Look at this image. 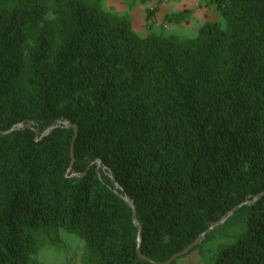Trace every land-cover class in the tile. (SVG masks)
I'll list each match as a JSON object with an SVG mask.
<instances>
[{
	"label": "trees",
	"instance_id": "16d2710c",
	"mask_svg": "<svg viewBox=\"0 0 264 264\" xmlns=\"http://www.w3.org/2000/svg\"><path fill=\"white\" fill-rule=\"evenodd\" d=\"M204 2L222 22L176 37L93 0H0V130L33 121L0 133V264H33L59 228L82 237L81 264H154L108 173L151 259L247 200L210 264H264V0ZM61 119L73 160L71 127L41 135Z\"/></svg>",
	"mask_w": 264,
	"mask_h": 264
},
{
	"label": "rangeland",
	"instance_id": "374dc122",
	"mask_svg": "<svg viewBox=\"0 0 264 264\" xmlns=\"http://www.w3.org/2000/svg\"><path fill=\"white\" fill-rule=\"evenodd\" d=\"M105 9L129 18L131 26L139 35L155 33L162 36L192 37L205 20L221 23L213 4L204 0H93ZM240 213L216 228L212 238L191 252L177 259V264H210L220 245L232 241L240 229ZM85 250L82 237L59 228L57 231L40 232L33 264H81Z\"/></svg>",
	"mask_w": 264,
	"mask_h": 264
},
{
	"label": "water",
	"instance_id": "95a60500",
	"mask_svg": "<svg viewBox=\"0 0 264 264\" xmlns=\"http://www.w3.org/2000/svg\"><path fill=\"white\" fill-rule=\"evenodd\" d=\"M63 125L65 127H71L73 129V134H72V139H71V144H70V156H71V160L74 159V155H73V144H74V139H75V136H76V133H77V125L74 124V123H71L69 120L67 119H61V120H58L55 124H51L49 126H47L43 132H41V135L42 134H46L48 133L54 126H57V125ZM33 125V121L32 120H28L26 122H17L15 123L14 125H12L11 127H9L8 129L6 130H0V133H7V132H10L12 130H15L17 128H20V127H31ZM34 131L36 133V135H38V130L36 128H34ZM97 161V165L100 166V160L99 159H96ZM102 169L104 170L105 167L104 166H101ZM70 169V167H69ZM108 175L110 176L111 178V182L114 186V190L115 192L121 196L128 204L129 206L131 207V211H132V221L136 227V232H137V237H136V252L137 254L145 259L146 261H149V262H152L154 264H169L172 260H174L175 258L179 257V256H182L184 254H186L192 247H194L195 245L198 244V242L200 240H202L203 238H205L212 230H215L216 228H218L221 224H223L226 220L229 219V217L244 203L248 202L247 200L244 201V202H241L235 206H233L232 208H230L227 212H225L223 214V216L221 218H219L218 220L214 221V222H211L207 228L202 231L199 236L197 238H195L191 243H189L187 246H185L183 249L173 253L172 255H170L166 260L164 261H157V260H153L151 259L150 257L146 256L140 249V243H141V235H140V231H141V225L140 223L137 221V218H136V212H135V206H134V203L133 201L127 196V194L123 191V189L121 188V186L118 184V182L111 176L110 173H108ZM264 193V190L263 191H260L259 193H257L253 198L252 200H255L257 199L260 195H262Z\"/></svg>",
	"mask_w": 264,
	"mask_h": 264
}]
</instances>
